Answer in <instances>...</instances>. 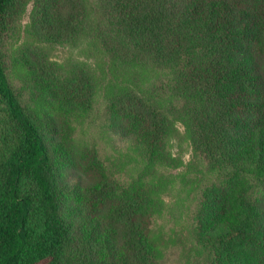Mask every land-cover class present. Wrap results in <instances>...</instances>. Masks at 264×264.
<instances>
[{
	"label": "trees",
	"instance_id": "obj_1",
	"mask_svg": "<svg viewBox=\"0 0 264 264\" xmlns=\"http://www.w3.org/2000/svg\"><path fill=\"white\" fill-rule=\"evenodd\" d=\"M24 1L0 0V264H157L145 198L154 199L140 182L170 165L176 122L213 179L195 214L205 264H264V0L38 1L39 42L84 40L138 86L111 101L138 127L121 128L125 151L140 152L138 174L119 183L72 169V184L57 122L38 124L4 64L2 39ZM28 52L39 79H50ZM83 72L66 90L71 101L94 98Z\"/></svg>",
	"mask_w": 264,
	"mask_h": 264
},
{
	"label": "rangeland",
	"instance_id": "obj_2",
	"mask_svg": "<svg viewBox=\"0 0 264 264\" xmlns=\"http://www.w3.org/2000/svg\"><path fill=\"white\" fill-rule=\"evenodd\" d=\"M38 1H24L2 39L1 49L11 84L22 103L34 109L41 127H46L47 121L57 122L75 164L62 170L65 182L72 184L76 179L74 171L90 180L106 176L119 183L130 181L139 172L135 161L140 152L133 147L129 153L125 151L132 143L129 144L121 128L129 125L137 131L138 127L133 119L114 109L111 101L123 94L124 87L137 86L132 85L135 81L130 77L124 80L123 69L84 40L39 42L32 28ZM26 47L45 62L50 79L40 78L44 80L40 81L36 75L38 69L29 61L31 53L22 55ZM85 69L93 78L94 98L88 102L71 101L66 97V90L75 85L76 77ZM140 72L145 73V68ZM176 126L178 133L167 149L169 158L163 160L165 165H170L158 169L156 164L149 166L147 174L157 169L156 178L140 182L144 197L150 195L154 199L151 203L145 198L154 208L148 237L160 254L157 264H205L196 239L195 214L202 189L213 179L205 161L193 154L183 136L182 124L176 122ZM258 196L264 198L263 188Z\"/></svg>",
	"mask_w": 264,
	"mask_h": 264
}]
</instances>
